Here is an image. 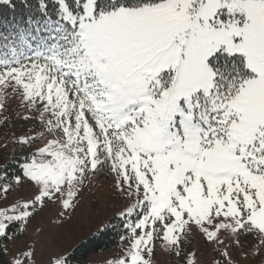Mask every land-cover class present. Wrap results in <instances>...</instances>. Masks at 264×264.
I'll return each mask as SVG.
<instances>
[{"label": "snow or ice", "instance_id": "obj_1", "mask_svg": "<svg viewBox=\"0 0 264 264\" xmlns=\"http://www.w3.org/2000/svg\"><path fill=\"white\" fill-rule=\"evenodd\" d=\"M9 92L43 126L18 143L51 138L14 179L37 193L0 208L5 264L34 255L6 259L17 222L50 201L74 210L105 167L131 201L114 264H152L157 239L184 255L193 232L220 264H236L229 244L264 255V0H36L27 18L0 19V112Z\"/></svg>", "mask_w": 264, "mask_h": 264}, {"label": "rangeland", "instance_id": "obj_2", "mask_svg": "<svg viewBox=\"0 0 264 264\" xmlns=\"http://www.w3.org/2000/svg\"><path fill=\"white\" fill-rule=\"evenodd\" d=\"M5 104L6 111L0 112V121H2L0 122V166L15 157H20L23 167L25 163L30 162L29 154L35 152L38 146H44L51 135L45 133L32 145L22 147L18 143V138L25 135L35 136L43 128L36 120L39 112L33 113L19 95H13L11 92L6 96ZM5 116H7L6 121ZM25 117L32 118L25 119ZM2 176L3 173L0 171V180ZM3 185H11V191L0 200V208L11 209L17 201L23 203L37 193L33 183L27 180L21 185L6 180ZM130 203L128 198L118 194L114 187V175L105 167L101 174H90L85 180L74 210L68 211L61 217L59 213L62 209L59 202L50 201L46 207L38 211L30 222L24 225L25 235L10 242L9 259L17 257L22 259V253L29 252L34 253L28 256L33 264H55L59 257L67 259L77 245L113 220L125 225L126 218L120 213L126 211ZM125 229L126 233L123 234L118 247L95 253L85 263L114 264L116 260L125 257L130 247L127 239L130 233L127 228ZM254 246L255 241H252L245 251L229 244L231 259L236 264H264V255L254 251ZM183 252L184 255H176L157 239L154 255L151 257L152 264H187L192 253L196 254L197 264H220L221 261L217 246L205 242L203 237L195 232L187 237Z\"/></svg>", "mask_w": 264, "mask_h": 264}, {"label": "trees", "instance_id": "obj_3", "mask_svg": "<svg viewBox=\"0 0 264 264\" xmlns=\"http://www.w3.org/2000/svg\"><path fill=\"white\" fill-rule=\"evenodd\" d=\"M15 3L17 5L15 11H12L5 4H0V19L11 21L12 18L15 17L17 21H20L21 18H27L30 14L35 13L36 0H31V10L24 6L23 0H15ZM21 161L22 159L20 157H15L12 161H7L0 166V171L3 173L0 185H3L6 180L14 182L17 175H22L23 167L21 165ZM17 227L23 229L20 236V238H22L25 235L24 225L17 222ZM125 233L126 229L124 225L122 223H117V220H113L96 234L77 245L67 258H70V264H86L85 261L93 254L118 247L120 240ZM24 258L25 257L23 256L22 259ZM6 259L10 260L9 255ZM27 259L30 264H33L29 257H27ZM0 263L5 264V258H0Z\"/></svg>", "mask_w": 264, "mask_h": 264}]
</instances>
